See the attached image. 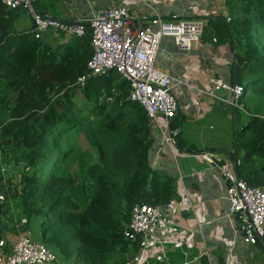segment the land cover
<instances>
[{
    "label": "trees",
    "instance_id": "trees-1",
    "mask_svg": "<svg viewBox=\"0 0 264 264\" xmlns=\"http://www.w3.org/2000/svg\"><path fill=\"white\" fill-rule=\"evenodd\" d=\"M224 4L229 21L207 17L203 36L239 48L230 82L246 88L241 103L248 114L235 109L237 122L247 119L235 131L229 161L238 179L264 188V0ZM18 11L0 2V32L6 30L0 45V163L13 158L22 164L19 188L11 189L0 173V192L5 184L9 189L2 206L37 221L40 240L52 251L75 254L80 264H124L137 250V240L123 235L132 206L178 199L175 179L149 165L153 126L118 73L75 86L92 54L89 30L79 38L58 32L62 46L41 35L29 43L31 31L13 29ZM256 245L264 254V238Z\"/></svg>",
    "mask_w": 264,
    "mask_h": 264
},
{
    "label": "crops",
    "instance_id": "crops-1",
    "mask_svg": "<svg viewBox=\"0 0 264 264\" xmlns=\"http://www.w3.org/2000/svg\"><path fill=\"white\" fill-rule=\"evenodd\" d=\"M120 2L122 0H33V7L58 21L73 23L92 11ZM124 2L128 4L134 19L140 14L153 13L167 20L229 16L224 0ZM20 11L22 15L26 14L24 10ZM25 17H28V12ZM16 20L22 23L23 17L18 16ZM28 24L31 26V20ZM26 31H30V27ZM57 33L48 29L41 33V38L47 42L58 38V45L62 46L63 38ZM235 52H239V48L232 41L216 45L207 36H202L188 52H182L170 37L161 40L156 58L157 68L186 82L181 88L178 87L179 94L176 97L179 109L173 120V124L180 125L182 133L178 137L176 155H173L161 147L160 128L153 127L154 141L149 149L148 160L153 170L175 179L178 199L167 203L163 221L157 228L156 236L161 244L141 246L138 238L137 250L128 251V259L135 258L143 248L144 261L141 264H264V254L259 246L245 243L237 226L227 217L229 202L220 172L199 156V153L211 152L221 162L229 161L234 149L235 131L238 126L241 129L242 123L234 118L235 109L229 104V92L218 90L215 92L216 98H209L204 93L209 89V78L214 75L230 81ZM241 112L248 114L245 109ZM244 115L242 117H246ZM207 116L209 121L202 123L201 120ZM227 129L231 139L225 134ZM193 171L197 174L191 175ZM5 172V167L0 164L3 182L8 180ZM18 180V175L12 178L14 184L10 182L11 189L14 186L19 188ZM4 186L0 195L5 199L9 189L6 184ZM2 215L4 222L0 220V240H4L6 248L24 233H28L31 238L34 235L32 239L41 242L37 221L30 223L24 217L19 218V209L5 210ZM24 219L27 223H21ZM205 250L207 255L204 254ZM53 252L58 260L52 264H80L75 254L68 257L58 251Z\"/></svg>",
    "mask_w": 264,
    "mask_h": 264
},
{
    "label": "built area",
    "instance_id": "built-area-1",
    "mask_svg": "<svg viewBox=\"0 0 264 264\" xmlns=\"http://www.w3.org/2000/svg\"><path fill=\"white\" fill-rule=\"evenodd\" d=\"M124 1L127 0L92 11L73 23H64L35 10L33 0H0L9 9H22L31 15L35 26L31 30L34 38H39L48 29L61 32L67 38L82 37L89 30L92 54L86 64V72L77 78L75 86L82 89L90 77L111 71L118 73L129 85L130 99L143 107L153 127L160 128L161 147L176 155L177 140L182 133L180 125L172 124L179 109L176 91L186 82L157 68L156 58L164 37H170L182 52L190 51L202 38L207 17L167 20L153 13L140 14L134 19ZM229 19L226 17V21ZM218 90L229 92V104L244 111L243 104L239 102L246 90L243 85L214 75L209 78V89L204 93L216 98ZM199 156L216 168L225 182L228 219L237 226L245 243L257 244L264 238V188L238 179L231 161L221 162L211 152H202ZM196 174L193 171L191 175ZM3 199L0 195V201ZM163 213L158 206L134 204L130 220L123 230L124 237L130 242L140 238L141 246L161 244L156 232L163 221ZM143 250L140 249L135 258L124 264H141L144 261ZM204 254H208L207 250ZM57 260V255L50 248L32 239L28 233L20 234L9 248H6L4 240H0V264H52Z\"/></svg>",
    "mask_w": 264,
    "mask_h": 264
},
{
    "label": "rangeland",
    "instance_id": "rangeland-1",
    "mask_svg": "<svg viewBox=\"0 0 264 264\" xmlns=\"http://www.w3.org/2000/svg\"><path fill=\"white\" fill-rule=\"evenodd\" d=\"M23 15H25L26 16V14H23ZM22 15V13H21V11H20V9H19V11H18V14H17V17L19 16V17H23V22L22 23H18L17 22V20L15 19L14 20V22H13V29L15 30V31H17V32H21V31H26V30H28L29 29V24L27 25V23L30 21L28 18L29 17H25V16H23ZM16 17V18H17ZM27 39H28V42L29 43H38V40L37 39H35V38H33V36L31 35V36H29V37H27ZM74 39V38H73ZM179 88H181L180 86H179ZM178 88V89H179ZM177 89V90H178ZM177 94H179V91L177 92L176 91V95ZM209 98H212V97H209ZM239 102L241 103L242 102V97L239 99ZM229 105V104H228ZM204 120V121H203ZM203 120H201V122L202 123H206V122H208L209 121V118H208V116L206 117V118H204ZM245 122V120H242V123H244ZM206 131L209 133L210 131L208 130V129H206ZM236 131H240V126H238L237 127V130ZM225 134L227 135V137H229V139H231L230 138V136H231V134L229 135L228 134V129H227V131L225 132ZM238 134V133H237ZM78 144L80 145L81 144V149L82 150H86L85 148H86V146H85V141H84V138H83V136L82 135H80L79 137H78ZM17 160V159H16ZM15 159H13V158H11V159H9L7 162H1L2 163V165L5 167V169H6V172H5V174H6V178L8 177V179H10V182L12 183V178H15V176L16 175H18L19 176V174H20V172H21V169H22V164L21 163H19V160H17L16 161ZM16 161V162H15ZM0 163V164H1ZM17 182V181H16ZM12 184H14V183H12ZM32 238H35L34 237V235H32Z\"/></svg>",
    "mask_w": 264,
    "mask_h": 264
},
{
    "label": "water",
    "instance_id": "water-1",
    "mask_svg": "<svg viewBox=\"0 0 264 264\" xmlns=\"http://www.w3.org/2000/svg\"><path fill=\"white\" fill-rule=\"evenodd\" d=\"M24 13L27 14L26 11H24ZM28 17H29L30 20L32 19L31 15H30L29 13H28ZM34 28H35V26H34V24H33V21L31 20L30 31L33 30ZM5 35H6L5 27H2V28H1V32H0V45L2 44ZM238 69H239L238 66H236V67H235V71H236V73L238 72ZM238 116H239V115H238ZM235 167H236V164H235ZM149 181H150V179H149ZM167 207H168V204H165V205L160 204V205H158V208H159L161 211H163V212L167 209ZM4 211H5V210L2 208V206H1V204H0V220H1V222H4V217H3V215H2V213H4Z\"/></svg>",
    "mask_w": 264,
    "mask_h": 264
}]
</instances>
